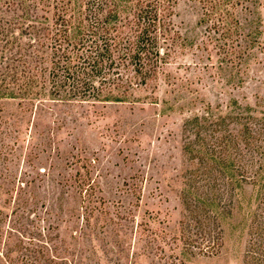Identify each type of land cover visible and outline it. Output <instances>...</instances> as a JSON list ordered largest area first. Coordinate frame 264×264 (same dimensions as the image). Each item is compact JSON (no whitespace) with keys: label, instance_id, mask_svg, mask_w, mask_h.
Wrapping results in <instances>:
<instances>
[{"label":"rangeland","instance_id":"rangeland-1","mask_svg":"<svg viewBox=\"0 0 264 264\" xmlns=\"http://www.w3.org/2000/svg\"><path fill=\"white\" fill-rule=\"evenodd\" d=\"M23 1L0 0V17ZM202 13L198 2L175 6L187 47L163 69L153 102L34 114L0 94V264H258L247 250L261 185L238 188L228 214L208 205L223 229L218 254L181 241L207 134L189 122L231 113L256 117L255 127L264 118V0L243 15L241 65L223 62Z\"/></svg>","mask_w":264,"mask_h":264},{"label":"trees","instance_id":"trees-1","mask_svg":"<svg viewBox=\"0 0 264 264\" xmlns=\"http://www.w3.org/2000/svg\"><path fill=\"white\" fill-rule=\"evenodd\" d=\"M179 1L24 0L12 5L0 17L2 98L34 114L59 104L153 102L163 69L187 47L173 22ZM190 1L201 5V25H207L223 62L243 64L249 46L241 36L242 18L261 0ZM237 120L241 128L229 131ZM260 120L254 127L256 117L230 113L189 122L207 134L201 139L204 178L192 180L193 192L183 197L181 241L188 249L218 254L223 229L208 205H220L228 214L238 188L261 185L247 254L264 264V180L259 178L264 171V118Z\"/></svg>","mask_w":264,"mask_h":264}]
</instances>
